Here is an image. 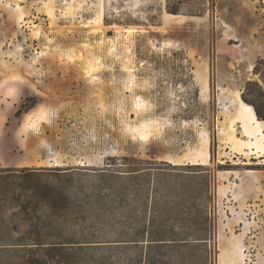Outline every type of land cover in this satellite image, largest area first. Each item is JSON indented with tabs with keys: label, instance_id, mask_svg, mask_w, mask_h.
Instances as JSON below:
<instances>
[{
	"label": "rangeland",
	"instance_id": "1",
	"mask_svg": "<svg viewBox=\"0 0 264 264\" xmlns=\"http://www.w3.org/2000/svg\"><path fill=\"white\" fill-rule=\"evenodd\" d=\"M249 106L264 0H0V264H264Z\"/></svg>",
	"mask_w": 264,
	"mask_h": 264
},
{
	"label": "trees",
	"instance_id": "2",
	"mask_svg": "<svg viewBox=\"0 0 264 264\" xmlns=\"http://www.w3.org/2000/svg\"><path fill=\"white\" fill-rule=\"evenodd\" d=\"M256 117L259 120H264V114L256 107ZM23 112V109H19L16 112V115L19 116ZM39 168H24V169H16V168H3L0 167V178L6 179V185L9 187V189L13 192H15L17 189L24 186L25 178H28L29 176L36 173ZM34 242L31 244H35L37 247L43 246L44 244H49L50 247H57L59 244L58 242H42L40 239H32ZM30 244V243H29Z\"/></svg>",
	"mask_w": 264,
	"mask_h": 264
},
{
	"label": "bare ground",
	"instance_id": "3",
	"mask_svg": "<svg viewBox=\"0 0 264 264\" xmlns=\"http://www.w3.org/2000/svg\"><path fill=\"white\" fill-rule=\"evenodd\" d=\"M208 160H209V153L203 152V153H200V158L197 159L196 161L194 160L192 163L205 165L208 163Z\"/></svg>",
	"mask_w": 264,
	"mask_h": 264
},
{
	"label": "crops",
	"instance_id": "4",
	"mask_svg": "<svg viewBox=\"0 0 264 264\" xmlns=\"http://www.w3.org/2000/svg\"><path fill=\"white\" fill-rule=\"evenodd\" d=\"M249 111H250V114L252 115V117H254V116H256V113H255V110H254V108L252 107V106H249ZM257 118V117H256ZM259 121V120H258ZM257 121V122H258Z\"/></svg>",
	"mask_w": 264,
	"mask_h": 264
}]
</instances>
